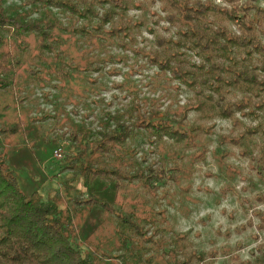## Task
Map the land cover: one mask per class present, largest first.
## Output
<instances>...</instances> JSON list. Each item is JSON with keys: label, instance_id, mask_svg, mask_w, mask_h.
I'll return each instance as SVG.
<instances>
[{"label": "trees", "instance_id": "trees-1", "mask_svg": "<svg viewBox=\"0 0 264 264\" xmlns=\"http://www.w3.org/2000/svg\"><path fill=\"white\" fill-rule=\"evenodd\" d=\"M2 1L0 95L11 94L16 101L28 99L33 85H52L58 77L67 78L69 71L83 72L90 66L99 71L105 62L102 54H97L99 50L124 45V38L132 41L136 26H142L141 21L127 16L132 8H144L137 0H22L21 10H7ZM150 2L158 4L159 10L147 11L153 23L145 25L146 32L154 36V47L147 52L137 49L144 52L147 64L157 69L150 83L160 87L161 97L179 87L187 89L190 96L183 105L173 111L167 108L162 115L157 99L138 96L122 112L103 110L94 134L84 129L71 132L70 149L82 138L85 141L64 166L71 168L80 160L83 182L95 178L113 181V201L88 193L85 198H74L73 203L88 212L97 208L113 216L114 248H90L86 233L90 224L83 227L86 216L77 226L69 207L60 208L48 195L44 199L40 186L47 178L30 191L24 189L4 141L17 135L25 143V126L21 121H0V264H154L153 251L165 231L166 211L161 208L160 192L166 181H177L181 172L180 164L171 163L172 159L179 158L182 149L202 133L209 134L217 118L234 126L241 125L238 114L253 119L254 132L264 139V8L258 0ZM160 22L166 36L153 29ZM80 41L85 46L78 44ZM71 44L83 53L90 52L91 60L74 62L69 57ZM133 47L136 52L137 46ZM59 66L67 69L61 71ZM191 112L195 118L187 126ZM137 131L144 137L146 150L153 153L151 159L131 144ZM262 148L264 153V143ZM86 182L82 186L89 191ZM118 202L129 205L117 206ZM140 208L150 209L151 215L139 214L136 210ZM255 227L263 238L255 246L253 262L264 264V217ZM179 251L178 264H203L196 261L202 252L193 262L192 252L187 253L182 242ZM248 263L233 256L232 264Z\"/></svg>", "mask_w": 264, "mask_h": 264}, {"label": "rangeland", "instance_id": "rangeland-1", "mask_svg": "<svg viewBox=\"0 0 264 264\" xmlns=\"http://www.w3.org/2000/svg\"><path fill=\"white\" fill-rule=\"evenodd\" d=\"M137 1H141L144 8H132L127 16L135 22L141 21L142 26H136L132 41L124 38V45L114 44L104 52L99 50L97 54H102L100 57L105 61L99 71H96V66H90L83 72L69 71L67 78L58 77V81L44 88L33 85L27 93L28 99L23 101H16L11 94L0 95V121H21L25 126V143L17 135L4 141V150L14 165V172L21 175L22 186L30 190V181L33 182L34 177L37 184L47 178L48 181L40 186L44 199L48 195L60 208L69 207L77 226H81L86 216L87 223L83 227L90 224L86 233L91 249L96 246L102 250L114 248L113 216L97 208L88 212V208L76 207L73 199L85 198L90 193L113 201L114 183L110 178L85 181L89 192L82 186L85 182L80 160L75 161L71 168H64L85 141L82 138L70 149L71 132L84 129L94 134L97 122L103 118V110L122 112L136 96L150 101L157 99L162 106L160 115L167 108L173 111L183 105L190 96L187 89L179 87L170 89L161 97L160 87L154 88L157 84L150 83L157 69L147 64L143 52L154 47V36L146 32L145 25L153 23L147 11L159 10L158 4H151L150 0ZM21 2L2 1L7 10H21ZM257 4L264 8V0H258ZM163 24L160 22L153 29L157 34L166 36ZM105 29H109V26L105 25ZM232 29L235 27L232 26ZM78 44L85 46L81 41ZM134 45L137 46L136 50L143 51L135 52ZM71 47L69 57L74 62L91 60L89 51L83 53L73 44ZM80 57H85L84 61ZM58 69L62 71L67 68L59 66ZM88 79L96 81L91 83ZM237 117L240 126L217 118L209 134L202 133L201 138H195L194 143L182 149L179 158L172 159L171 163L175 161L180 164L181 172L177 181L168 179L160 192L163 193L161 208L166 211L162 224L165 231L160 245L153 251L154 264H178L177 260H181V242L185 244L187 253L192 252L193 262L195 256L202 252L201 259L196 261L203 264H232L233 256L254 264L255 246L263 238V233L257 231L255 226L264 217V153L261 152L264 139L254 132L255 120L239 114ZM194 118L191 112L186 125H191ZM131 144L139 152H144L148 159L154 156L146 150L147 144L140 132L133 134ZM56 148H61L63 152L60 161L53 158ZM157 153L161 155L164 152ZM31 161L34 164H29ZM35 161L39 163L38 166ZM118 205L127 207L129 204L118 202ZM136 211L148 217L151 215L148 208ZM176 235L183 240L177 241Z\"/></svg>", "mask_w": 264, "mask_h": 264}, {"label": "crops", "instance_id": "crops-1", "mask_svg": "<svg viewBox=\"0 0 264 264\" xmlns=\"http://www.w3.org/2000/svg\"><path fill=\"white\" fill-rule=\"evenodd\" d=\"M27 151H29V150L27 149ZM32 152L35 153V154H36V153H37V154L39 153V152H36V151H32ZM30 153H31V152H30ZM39 155L42 156L43 154L40 153ZM42 157H43V156H42ZM35 162H36V161H35ZM15 164H17V163H15ZM29 164H34V162L32 163V161H31V162H29ZM36 164H37V166L39 165V163H37V162H36ZM51 169L53 170V169H55V168H51ZM17 170H18V169H17ZM42 172H43V171H42ZM46 173H47V172H46ZM33 177H34V176H33ZM35 179H36V178L34 177L33 180H35ZM34 182H35V181H33V182L30 181V183H32V184H31V188H30V190H31L35 185L38 186L39 184H41V183H38V184L36 183V184H35ZM30 190H27V191H30Z\"/></svg>", "mask_w": 264, "mask_h": 264}, {"label": "built area", "instance_id": "built-area-1", "mask_svg": "<svg viewBox=\"0 0 264 264\" xmlns=\"http://www.w3.org/2000/svg\"><path fill=\"white\" fill-rule=\"evenodd\" d=\"M62 156H63V152H62L61 148H56L53 151V158L54 159L60 160L62 158Z\"/></svg>", "mask_w": 264, "mask_h": 264}]
</instances>
